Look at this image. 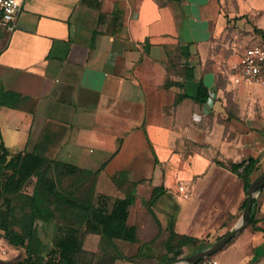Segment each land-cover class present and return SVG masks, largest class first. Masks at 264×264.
Segmentation results:
<instances>
[{"label":"crops","instance_id":"1","mask_svg":"<svg viewBox=\"0 0 264 264\" xmlns=\"http://www.w3.org/2000/svg\"><path fill=\"white\" fill-rule=\"evenodd\" d=\"M261 31L264 0H23L0 34V144L99 171L95 204L135 189L140 241L115 243L136 258L113 264L170 261L171 224L209 247L248 197L228 166L254 158L252 182L264 173V85L233 81ZM255 199L220 264H264V187Z\"/></svg>","mask_w":264,"mask_h":264},{"label":"trees","instance_id":"2","mask_svg":"<svg viewBox=\"0 0 264 264\" xmlns=\"http://www.w3.org/2000/svg\"><path fill=\"white\" fill-rule=\"evenodd\" d=\"M261 33L264 36V31ZM206 96V89L202 86L196 99L203 102ZM219 163L227 166L220 161ZM255 164L256 160L249 158L228 166L245 180L246 190L252 183L251 174ZM98 174L99 171L84 170L35 152L11 153L3 143L0 144V237L15 247L27 249V256L15 264H82L79 256L84 251L83 239L89 233L100 234L112 248H105L103 259L100 261L98 258L97 264H109L108 261L113 264L116 258L135 260V256L124 254L115 243V239L140 241L137 227L128 222L130 208L135 201V189L127 191L124 198L117 199L111 209L108 208L107 201L95 204L93 194ZM34 178L33 190L27 192L26 186ZM67 178L77 183L73 189L63 186L62 183ZM114 181L118 187L123 186L121 177H114ZM84 185L86 194L81 197L78 193ZM163 193V188L156 187L149 205H155ZM247 202L248 197L243 210ZM17 209L24 211L23 214L30 217L31 221L42 219L55 224L51 247L46 248L33 230L26 235L13 228V217ZM253 223L252 214L251 224ZM168 228L170 234L166 247L169 260L180 258L186 247L200 242L198 238L179 234L172 224Z\"/></svg>","mask_w":264,"mask_h":264},{"label":"rangeland","instance_id":"3","mask_svg":"<svg viewBox=\"0 0 264 264\" xmlns=\"http://www.w3.org/2000/svg\"><path fill=\"white\" fill-rule=\"evenodd\" d=\"M263 47V46H262ZM52 177H55L54 173H51ZM35 178L26 186V191L31 192ZM63 186L73 189L77 183L73 182V179H65ZM86 190L83 188L79 190V196H83ZM159 208H161L159 204ZM24 211L17 209L16 214L13 217V228L19 232L29 235V231L33 230L35 235L44 243L46 248L53 245V236L55 231V224L46 222L44 220L35 219L31 221L30 217H26L23 214ZM84 251L79 256V261L82 264H97L99 261L100 252L104 251L107 247L112 250L111 246L105 241L100 234L89 233L84 237ZM123 245H127L123 243ZM0 246L6 251L3 253L0 250V264H15L18 260L27 256V249L24 247H15L9 244L5 239L0 237ZM201 248L200 242L189 245L185 248L184 254L180 256L186 257L197 253Z\"/></svg>","mask_w":264,"mask_h":264},{"label":"built area","instance_id":"4","mask_svg":"<svg viewBox=\"0 0 264 264\" xmlns=\"http://www.w3.org/2000/svg\"><path fill=\"white\" fill-rule=\"evenodd\" d=\"M23 0H0V34L4 31L13 33L18 27V17L22 9ZM235 84L264 85V48L260 45L248 47L241 58L239 71L234 75ZM179 192L190 197V190L186 185L179 186ZM0 250L6 251L0 246ZM195 264H220L219 259L209 256Z\"/></svg>","mask_w":264,"mask_h":264},{"label":"water","instance_id":"5","mask_svg":"<svg viewBox=\"0 0 264 264\" xmlns=\"http://www.w3.org/2000/svg\"><path fill=\"white\" fill-rule=\"evenodd\" d=\"M263 187H264V173L249 185L247 189V194H248L247 205L244 209L240 221L232 231L222 236L211 246L202 249L195 254L178 258L176 260H170L163 264H195L206 257L216 255L218 252L224 249L232 241V239H234L240 232L245 230L251 224L254 201L257 194L259 193V191H261Z\"/></svg>","mask_w":264,"mask_h":264}]
</instances>
